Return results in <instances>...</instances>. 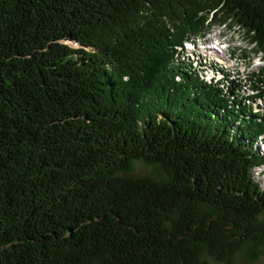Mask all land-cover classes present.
Returning a JSON list of instances; mask_svg holds the SVG:
<instances>
[{
    "label": "trees",
    "instance_id": "1",
    "mask_svg": "<svg viewBox=\"0 0 264 264\" xmlns=\"http://www.w3.org/2000/svg\"><path fill=\"white\" fill-rule=\"evenodd\" d=\"M206 22L264 60V0H0V264H229L264 238V115L174 56Z\"/></svg>",
    "mask_w": 264,
    "mask_h": 264
},
{
    "label": "rangeland",
    "instance_id": "2",
    "mask_svg": "<svg viewBox=\"0 0 264 264\" xmlns=\"http://www.w3.org/2000/svg\"><path fill=\"white\" fill-rule=\"evenodd\" d=\"M204 25L205 32L201 30L196 33V35L192 33L187 34V41L198 43V48L188 50L184 49L183 46L180 47L177 45L174 47L175 59H179L176 56L178 53L179 57L183 56L185 58V65L187 66L197 61V65H204L205 63V67L206 65L210 66L208 71L210 68H219V65L217 66L211 62V57H208L206 61L202 59L205 57V53L200 48L214 46L219 53L223 52L224 58L220 57L222 59L221 67H224V69L226 68L227 74L229 75L227 79L215 77L218 81L217 88L222 90V93H225L232 86L238 87L242 93L241 96L243 98L246 96L250 104H253L255 112L260 116L264 115L263 58H261L260 54L254 52L253 47L248 44L242 33L236 27L229 28L225 25H218L213 22H206ZM216 38L218 39L217 41L215 40ZM215 42L220 43L221 47H217ZM187 47H192V44ZM206 75L208 79L210 77L214 78L215 76L212 72H208ZM210 80H212V78ZM244 103L247 105V102ZM258 169L254 171V175L260 181L261 187L264 188V171L262 174H259ZM129 174L135 176H152L155 178L163 176L159 169L141 161L133 163ZM208 261L209 264H225L210 258ZM229 264H264V238L256 244H243L232 255Z\"/></svg>",
    "mask_w": 264,
    "mask_h": 264
},
{
    "label": "bare ground",
    "instance_id": "3",
    "mask_svg": "<svg viewBox=\"0 0 264 264\" xmlns=\"http://www.w3.org/2000/svg\"><path fill=\"white\" fill-rule=\"evenodd\" d=\"M216 41L218 40L217 38L215 39ZM216 43V42H215ZM192 44V47H187L188 45H191ZM198 43H196V42H192V41H187V40H184V42H183V44L182 45H179L180 47H182L183 46V48L184 49H188V50H192L193 48H198V45H197ZM217 45V47H221L220 46V43H216ZM202 51H204V58H202L204 61H206V59L208 58V57H211L212 59H210L211 60V62H213L215 65H219V68H210V70L208 71V69H209V67L210 66H208V65H206V67H205V63H204V65H201L200 63V65L202 66V68H203V70H204V73L202 74L204 77H202V75H201V77H202V79H204L205 81H210V79L211 78H213V77H210L209 79H208V77H206L207 75V73L208 72H212L213 74H215V76L216 77H219V76H221V75H225L227 78L229 77V75L227 74V70H226V68L224 69V67H221L222 66V59L220 58V57H222V58H224V55H223V52H218L217 51V49L213 46H207V47H201L200 48ZM195 50V49H194ZM210 54V55H209ZM209 55V56H208ZM176 56L181 60V57H182V60H184L185 61V58L183 57V56H178V53L176 54ZM215 61V62H214ZM198 62L197 61H194V62H192V66H196V67H198ZM210 65V64H209ZM224 72V73H226V74H224L222 71ZM214 76V77H215ZM208 79V80H207ZM216 79V78H215ZM255 108V107H254Z\"/></svg>",
    "mask_w": 264,
    "mask_h": 264
}]
</instances>
